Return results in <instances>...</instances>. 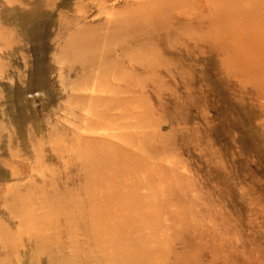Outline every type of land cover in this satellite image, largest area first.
<instances>
[{"label":"rangeland","instance_id":"374dc122","mask_svg":"<svg viewBox=\"0 0 264 264\" xmlns=\"http://www.w3.org/2000/svg\"><path fill=\"white\" fill-rule=\"evenodd\" d=\"M8 1L0 0V167L66 164L71 193L86 198L78 185L99 200L115 192L111 223H129L134 246L154 264H264V0H193V24L181 2L155 85L111 101L95 97L119 90L90 84L76 103L78 77L36 50L22 0ZM53 32L59 56L69 36ZM34 57L47 60L45 76L20 97ZM96 142L135 160L90 186L80 154Z\"/></svg>","mask_w":264,"mask_h":264},{"label":"bare ground","instance_id":"6f19581e","mask_svg":"<svg viewBox=\"0 0 264 264\" xmlns=\"http://www.w3.org/2000/svg\"><path fill=\"white\" fill-rule=\"evenodd\" d=\"M184 1L190 8L186 19L193 24V0H22L20 9L23 26L31 25L34 39L41 41L35 42L36 50L61 72L78 77L69 97L72 101L86 100L82 87L90 84L119 90L113 97L103 93L95 98L128 101L134 97L122 93L157 83L155 77L163 69L162 56L168 47L163 42L167 43L170 25L182 20L180 3ZM55 30L58 36H69L58 57L52 53ZM45 57H34L28 74L22 72L20 97L43 81ZM59 83H64L62 77ZM90 96L95 99L94 94ZM56 155L51 154L53 160L61 159ZM80 157L88 169L90 186L93 176L107 168L122 172L135 160L117 147L97 142L83 148ZM43 166L41 162L40 168L0 167V264H154V255L134 246L129 223H111L115 192L108 190L99 200L90 186L83 190L78 185L86 195L83 198L69 191L68 185L74 182L66 164L62 171Z\"/></svg>","mask_w":264,"mask_h":264}]
</instances>
